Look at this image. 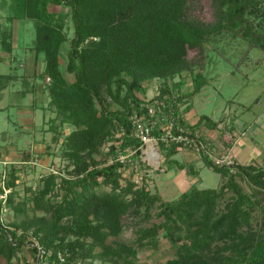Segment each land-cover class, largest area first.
I'll return each mask as SVG.
<instances>
[{"label": "trees", "instance_id": "1", "mask_svg": "<svg viewBox=\"0 0 264 264\" xmlns=\"http://www.w3.org/2000/svg\"><path fill=\"white\" fill-rule=\"evenodd\" d=\"M200 1L12 0L16 18L35 22L32 47L37 54L44 53L45 67L39 75L49 76V106L56 112L49 120V129L53 140L61 145V156L75 168L65 167L69 175L54 170L44 173L16 200L24 168L9 165L4 186L11 190L5 202L0 199V257L5 258V264H12L24 248L33 258L26 257L25 262L36 264L38 245L50 251V259L58 264H78L95 255L112 259L115 264H144L137 259V246L132 242L110 240L123 230L127 216L145 223L138 228L136 243L156 244L161 231L173 240L175 255L166 264H264V238L257 244L253 241L255 232L243 229L251 227L256 203L264 217V196L254 199L240 183L247 178L264 190V165L217 162L201 148L204 162L226 177L220 188L194 186L176 199L164 200L145 182L139 185L130 178L121 182L124 169L140 155L145 143L135 133L134 115L148 123L157 118L173 120L176 133L181 132L179 125L183 133L191 135L201 123L210 128L219 124L204 113L196 123L187 122L180 108L186 98L201 90L205 81L202 71L190 90H182L186 80L181 78L149 99L138 94L147 91L146 80L169 77L193 66L189 48H203L211 30L210 23L194 13ZM257 1L212 0L215 18L223 17L214 27H228L238 34L243 30L249 42L256 45L264 39V33L257 31L247 12ZM49 3L62 4L68 10H51ZM67 16L74 22L71 36L66 30ZM1 26V39L11 48L12 28ZM14 75L0 74L1 85ZM152 105L154 114L149 111ZM65 124L72 125L68 132ZM116 132L121 137L114 160L97 166L94 153ZM151 133L166 147L167 156L177 152L178 141L166 146L161 139L159 121L153 124ZM111 148L114 152L115 144ZM174 162L185 167L176 158L168 159L169 167ZM4 186L0 184V192ZM228 190L233 194L225 210L219 211V198ZM60 193V199L54 198ZM4 204L16 213L27 214L31 209L35 214L19 222L4 221ZM154 216L160 220L151 223ZM59 251L65 254L62 262L58 260Z\"/></svg>", "mask_w": 264, "mask_h": 264}, {"label": "rangeland", "instance_id": "2", "mask_svg": "<svg viewBox=\"0 0 264 264\" xmlns=\"http://www.w3.org/2000/svg\"><path fill=\"white\" fill-rule=\"evenodd\" d=\"M11 3L12 0H0V17L5 22L15 13V8L12 7ZM252 7L253 9L247 12V16L254 22L257 31L264 33V0H258ZM49 8L56 11L68 10L64 5H56L55 3H49ZM194 13L205 22L210 23L211 30L204 40L203 48H189V59L193 61V66L169 77H154L146 80L147 91H140L138 94L149 99L159 93L167 84L173 86L174 82L181 78L186 80L182 90H190L193 88V81L198 72L202 71L205 81L201 90L195 96L186 98L184 103L180 105L187 122L196 123L203 113L219 120V124L215 128H210L205 123H201L194 129L195 135L202 140V147L221 162L264 165V39L257 41L259 44L255 43L256 45H254L249 42L243 30L241 31L242 34H238L228 27H214L218 23L217 21L223 17L215 18L212 0H201L194 9ZM65 25L69 36L73 35L74 22L70 16H67ZM15 27L21 29L22 40L31 41L35 38L36 25L33 19L16 20ZM23 57L24 55L21 56V60L18 59L17 63L22 68L25 62ZM8 66L7 62L0 60V72L7 71ZM69 76L72 78L73 73H70ZM115 106L117 105L113 104V107ZM186 106L189 107L186 108ZM50 113L48 110L45 111L44 117L47 118ZM42 114V109H39L38 123H42ZM2 121L0 115V124ZM157 121H159L160 127L165 128L168 125L166 120L157 118ZM64 126L65 132L72 128L70 124ZM36 136L39 140L44 138L42 143L35 144L36 147L32 151H36L38 154L17 163V165H23L24 169L21 170L20 193L16 194V200L25 193V187L28 184L35 182V186L36 181L44 173L54 170L61 175H69L65 167L75 168L73 164L69 166L68 159L61 156V145L51 139L52 132L45 134L39 130ZM120 137V132L114 133L111 139L94 153L93 159L97 166H103L114 160V156L118 152L120 142L118 138ZM29 138V136L22 135V143L27 146L26 148H30ZM172 141L173 139L169 137L165 145L172 144ZM47 142L50 144L48 150H46L45 145ZM112 144L116 146L114 152L111 148ZM120 157L125 158L123 154ZM169 158L178 159L185 164V167L181 168L175 162L173 166L169 167ZM88 160L91 158L88 157ZM124 170L121 182H127L128 178L134 179L139 185L145 182L150 190L160 194L164 200L176 199L184 191L191 190L194 186L220 188L226 179L219 171L204 162L200 150L194 145L188 143L177 145V152L172 156H167L166 147L162 146L159 139L150 136L145 137L140 155ZM1 183L2 180H0ZM240 183L244 191L248 192L254 199H257V196L259 198L264 196V190H261L247 178L240 179ZM232 194L233 191L228 190L219 198V211L225 210L226 203ZM61 195L60 193L58 197L54 198L60 199ZM155 209L159 210L158 207ZM36 213L40 214V211ZM34 214L35 211L31 209L26 214L25 212L16 213L8 207L2 216L4 221L16 220L19 222L21 219L34 216ZM252 214L251 227L245 226L243 229L252 233L255 232L253 241L255 240L258 244L259 239L264 238V217L261 207L257 206V203ZM134 218L127 216L124 219L123 230L116 237H111L110 240L117 238L132 242L133 245L137 246V259L144 264H166L175 255L173 240L161 231L157 234L156 244L140 245L136 243L138 228L145 226V223H138ZM159 220L158 217L154 216L151 223ZM99 249L98 247L95 250L98 251ZM26 257L33 260L29 251L24 248L19 256L13 259L12 264H28L25 262ZM5 262V258L0 257V264H5ZM77 263L115 264L114 260L103 258L101 255L87 257L77 261Z\"/></svg>", "mask_w": 264, "mask_h": 264}, {"label": "crops", "instance_id": "3", "mask_svg": "<svg viewBox=\"0 0 264 264\" xmlns=\"http://www.w3.org/2000/svg\"><path fill=\"white\" fill-rule=\"evenodd\" d=\"M56 5L62 6V4ZM26 19L14 17L7 18L5 22L0 17L1 27L12 28L10 29L12 34L9 38L12 42L11 48L5 47L0 34V60L9 64L7 71L0 72V74L14 73L18 75V77L14 75L8 79L4 86L1 85L3 80L0 79V115L3 120L0 124V180H2L3 186L9 165H17L27 157H35L38 154V152L32 151L37 144L44 141V138L39 140L36 136L39 130L45 134L52 132L51 139L53 140V131L49 129V120L56 113L53 114L54 111L49 106L50 96L46 89L49 76L42 78L39 75L45 67L44 53L37 54L32 47L35 38L31 41L22 40L21 29L15 27L16 20L25 21ZM64 47L66 48L65 44L63 49ZM22 55H24L23 60L25 59L23 68L17 64ZM39 109H42L43 112L42 123L37 122ZM47 110L51 113L45 118V111ZM22 135L30 137L28 141L30 148H26L27 146L22 143ZM45 145L46 150H48L50 144L47 142ZM3 170L6 172L5 177H3ZM18 186L20 189V184Z\"/></svg>", "mask_w": 264, "mask_h": 264}, {"label": "built area", "instance_id": "4", "mask_svg": "<svg viewBox=\"0 0 264 264\" xmlns=\"http://www.w3.org/2000/svg\"><path fill=\"white\" fill-rule=\"evenodd\" d=\"M149 111L151 114H154L156 111V108L154 105L150 106ZM166 117V116H164ZM134 120V125H135V133L136 135L140 136L141 138H143L144 142H145V137L146 136H150V137H154L159 139L158 137L154 136L151 133V130L153 128V124H157V120L152 121L153 123H148L147 120L143 119V117L134 115L133 117ZM160 125V124H159ZM177 124L173 121V120H169L168 121V125L167 127L162 128L163 133L161 135V139L166 142V140L171 137L173 139V141H178V145H182V144H190V145H194L197 149H201L203 148V144H202V140L197 137L195 134L191 135L190 132L189 133H183L184 128L181 126H177L181 132L176 133L173 129L174 126H176ZM160 140V139H159ZM211 154V153H210ZM214 158V157H213ZM217 162H221L220 160H216ZM227 163H231V162H227ZM6 172H4V176L5 177ZM11 190V187H5L4 186V191L0 193V199L3 200V202L6 201L7 199V195L8 192ZM8 210V206L6 204H4L3 206V213L5 211ZM50 254L51 252L46 250L43 246L38 245V251H37V260H34V262L36 264H58L57 260H52L50 259ZM58 260L59 261H64L65 260V254L62 251L58 252Z\"/></svg>", "mask_w": 264, "mask_h": 264}]
</instances>
